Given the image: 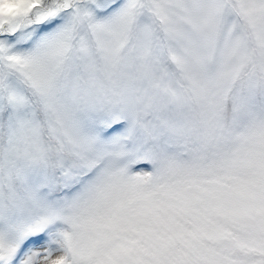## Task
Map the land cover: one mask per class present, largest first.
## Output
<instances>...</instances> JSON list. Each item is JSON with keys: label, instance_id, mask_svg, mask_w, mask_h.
<instances>
[{"label": "snow or ice", "instance_id": "snow-or-ice-1", "mask_svg": "<svg viewBox=\"0 0 264 264\" xmlns=\"http://www.w3.org/2000/svg\"><path fill=\"white\" fill-rule=\"evenodd\" d=\"M0 264H264V0H0Z\"/></svg>", "mask_w": 264, "mask_h": 264}]
</instances>
